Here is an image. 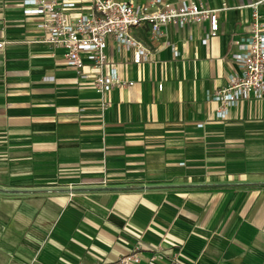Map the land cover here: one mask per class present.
<instances>
[{"label":"crops","instance_id":"1","mask_svg":"<svg viewBox=\"0 0 264 264\" xmlns=\"http://www.w3.org/2000/svg\"><path fill=\"white\" fill-rule=\"evenodd\" d=\"M167 1L231 8L205 43L207 21L157 39L134 28L154 51L141 65L109 38V63L134 85L101 109L92 76L38 41L44 17L0 0V264H264V98L224 119L206 99L236 69L258 0ZM257 10L264 21V0Z\"/></svg>","mask_w":264,"mask_h":264},{"label":"built area","instance_id":"2","mask_svg":"<svg viewBox=\"0 0 264 264\" xmlns=\"http://www.w3.org/2000/svg\"><path fill=\"white\" fill-rule=\"evenodd\" d=\"M263 0L250 3L253 8L252 29L249 35L236 41L239 51L232 55L236 69L227 77V84L206 99L218 103L215 116L227 117L229 108L243 101L264 98V21L257 10ZM77 0H24L30 8L26 13L42 15L37 25L46 35L40 42L63 50L66 64L76 70L81 78L93 79V88L99 93L101 109L107 106L106 95L114 88H127L134 81L122 77L109 63L108 39H114L117 52L126 51L135 65L151 62L154 51L133 33L134 28L148 25L151 38L163 35L168 24L209 23V31L202 42L219 32L218 13L230 9L226 1L221 7L210 8L200 2H181L176 5L167 0H91L89 11L70 15L66 9L76 6ZM3 45L0 42V47ZM89 66L90 73L82 69ZM136 254L124 255L114 264H137ZM170 264H181L172 261Z\"/></svg>","mask_w":264,"mask_h":264},{"label":"water","instance_id":"3","mask_svg":"<svg viewBox=\"0 0 264 264\" xmlns=\"http://www.w3.org/2000/svg\"><path fill=\"white\" fill-rule=\"evenodd\" d=\"M1 190H4V189H1V188H0V191H1ZM66 190H69V189H66Z\"/></svg>","mask_w":264,"mask_h":264}]
</instances>
